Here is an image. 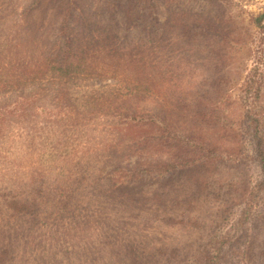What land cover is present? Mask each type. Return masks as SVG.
I'll return each mask as SVG.
<instances>
[{
  "label": "rangeland",
  "instance_id": "obj_1",
  "mask_svg": "<svg viewBox=\"0 0 264 264\" xmlns=\"http://www.w3.org/2000/svg\"><path fill=\"white\" fill-rule=\"evenodd\" d=\"M263 14L264 0H0V44L10 41L0 71V248L13 255L9 263L133 264L148 259L150 264H178L166 263L172 249L206 237L221 205L208 197L215 186L195 195L192 179L200 172L194 168L167 176L135 174L137 179L125 183L122 171L133 168L134 173L138 160L155 163L174 153L164 149L157 154L151 142L144 149L126 145L160 132L120 123L104 105L172 122L196 110L198 100L218 103L232 128L225 144L232 159L213 166L209 182H255L259 171L242 105L251 86L259 93L249 95V102L264 107ZM61 23L68 27L73 49L66 56L82 48L90 60L70 79L42 70L41 76L16 82L14 76L24 77L22 68L62 56L53 47ZM158 37L156 55L162 64L145 69L146 77L158 75L148 94L135 92V73L120 65L114 77L100 76L98 67L97 74L90 71L111 47L118 59L144 51ZM161 71L167 76L159 79ZM217 78L225 79L220 97L212 94ZM32 94L35 100H22ZM162 192L160 198L168 201L164 210L154 198ZM23 199H29L27 207L36 200L35 208L21 213ZM176 199L182 203L172 207ZM260 203L252 223L263 240L264 221L258 216L264 218V200ZM170 213L184 222L163 223Z\"/></svg>",
  "mask_w": 264,
  "mask_h": 264
},
{
  "label": "trees",
  "instance_id": "obj_2",
  "mask_svg": "<svg viewBox=\"0 0 264 264\" xmlns=\"http://www.w3.org/2000/svg\"><path fill=\"white\" fill-rule=\"evenodd\" d=\"M28 9L24 10L23 13L26 14ZM69 12L70 9L67 7L66 13ZM23 13L21 12L19 17H21ZM262 16L264 17V14ZM61 25H59L57 29V42L54 43L53 47H57V53L62 56L52 60L45 59L40 63L34 64L31 68H22L20 72H22L24 77L14 76L13 79L16 82H20L22 79H29L34 75L41 76L42 74L38 73H42V70L43 72L51 71L53 75L59 76L60 78L67 77L70 79L72 76L79 73L78 71H80L86 60H90L87 58L89 55L88 50L85 51V49L82 50V48L77 50L76 53L66 56L67 51L72 52L73 49H71L72 43H70L71 38L68 34V27L64 24ZM23 30L25 29L23 28ZM190 30L195 34V31H193L194 28ZM195 35H197V33ZM61 39L62 43L60 42ZM177 39H181V35L178 36ZM192 39L194 40L195 37ZM160 42L161 39L158 37L155 41L149 42L148 44L150 45H147L144 51L139 50L136 53H127V56H120L118 59H114V53L116 51L114 49L115 47H111L108 49L104 61H97L98 63L93 67L90 68L88 65L87 67L95 74H97L96 67L101 69L103 74L100 76L105 75L114 77L120 65L124 71L135 73L134 78H131V82H135L138 87L136 90H133L140 95H142V93L148 94L155 84L154 81L157 80L158 75L154 74L152 78L146 77L145 73H147V71H145V69L161 67L162 63L158 62L159 58H157L156 55V50L161 44ZM191 42L193 41L191 40ZM9 45V40L0 44V71L4 67V60L7 59L5 58V52L6 50V53L9 52ZM53 52H55L54 49ZM151 54L155 55L149 60L148 58ZM12 62L13 59H9L7 63ZM54 72L57 73L54 74ZM164 72L167 74V71ZM164 72L161 71L159 73V79L167 76ZM224 81V78L213 80L214 86L212 94L214 97L222 96L221 92L223 88L220 87V83ZM160 82L163 86L167 85V82L163 80ZM250 87L251 86H247L244 91V96H246V98H244L242 105L244 109L243 117L244 124L250 131V139L253 144L252 159L259 171V177L255 182L251 184L245 182L242 183L241 186H238L237 182L233 181L227 182L225 185L222 183L216 184L209 182L210 169L213 166L224 164L232 159L230 148L225 147L226 142H230L229 133H231L230 130L232 128L225 118L219 114L220 108L218 103L214 101L211 103H200L198 100L196 110L194 109L191 113L188 112L186 116L181 115L178 119L174 117L171 120L172 122L167 120V118L161 119L158 114L144 115L135 112L131 115H126V113L122 112L124 107L114 108L110 103L104 105L107 111H111L119 118L118 120L120 123L124 121L126 123L142 124V126L151 127L154 131L160 132L159 135L154 134V132L146 134L147 136L135 141H130V144L127 143L126 145L131 146V148L139 146L141 149H144L149 142H151V146L155 148L157 154L164 149L174 153L170 159L166 158L163 161H160V159L154 160L156 161L155 163H140L142 161L138 160L134 173H132L134 170L133 168H127L122 171L127 174L125 183L137 179L135 174H138L139 177L141 175H149L151 177L153 174L156 176H167L186 168H194L200 172L199 175L192 179V185H194L193 193L195 195L197 194L200 197L202 192L206 191V187L210 189L211 184L215 186L212 193L209 192L208 197L212 200H220L221 202V205L217 207V221L213 222V226L206 233V237H195L198 240L187 242L182 249L176 250L177 247L172 249L168 255L169 260L166 263L169 261L171 263V260H178V264H264V239H258V235H256L258 233L255 234L253 232V229L256 227L255 223H252L253 212H256L257 207L261 204L260 202L264 200V107L259 103L249 102L247 98L249 95L259 93L258 89L256 90ZM158 90L159 89H157L156 92L160 93ZM162 95L165 97V93H162ZM22 100L25 102L28 100H35V95H27L26 98ZM20 107V109H22L23 106L20 105ZM17 110L19 109H14L12 111ZM65 115L67 116V114ZM168 116L170 117L169 113ZM232 135H235L234 130L232 131ZM154 195V198H156L155 202H158L157 207L159 206L162 210L167 209L164 208V206H166L165 204L168 201L163 199L165 197L160 198L164 196V193L162 192L159 195L156 193ZM191 200H197V198L191 197ZM19 202L24 204L19 211L25 213L27 211H32L37 201L35 200L31 207H27L30 206L29 199H23ZM181 203L179 199H176L172 201V207H178ZM184 203L187 204L186 206H189L188 201H185V199ZM11 204L12 202L10 205ZM239 207V211H233V208ZM258 219L264 221L263 217L259 218L258 216ZM161 221L169 224L184 222L183 219L180 220L176 218V214L171 213L162 218ZM256 232H259V230ZM12 256L13 255L7 248H0V264L6 262L8 264L10 260H13ZM135 257L134 255L133 261ZM150 262L151 261L147 259L145 263H140L139 259H137L133 264H150Z\"/></svg>",
  "mask_w": 264,
  "mask_h": 264
}]
</instances>
